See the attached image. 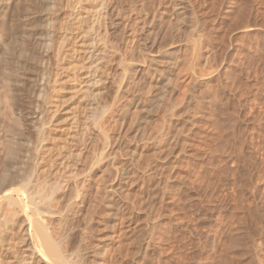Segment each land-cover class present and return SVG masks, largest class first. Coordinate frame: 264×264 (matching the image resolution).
Wrapping results in <instances>:
<instances>
[{"label":"bare ground","instance_id":"bare-ground-1","mask_svg":"<svg viewBox=\"0 0 264 264\" xmlns=\"http://www.w3.org/2000/svg\"><path fill=\"white\" fill-rule=\"evenodd\" d=\"M155 1L167 37L143 39L147 2L130 15L124 0H0V264H108L115 236L130 231L134 164L147 141L157 146L152 129L178 86L190 9L189 0ZM165 37L169 71L158 63ZM128 131L139 140L122 165ZM171 138L166 148L183 143Z\"/></svg>","mask_w":264,"mask_h":264},{"label":"rangeland","instance_id":"rangeland-1","mask_svg":"<svg viewBox=\"0 0 264 264\" xmlns=\"http://www.w3.org/2000/svg\"><path fill=\"white\" fill-rule=\"evenodd\" d=\"M150 1L143 0L144 6L139 0L123 3L130 15L141 7L149 9L138 27L143 39L153 31L163 38L166 23L158 27L156 20L162 6ZM188 4L179 34L183 52L178 86L159 108L164 120L158 114L152 129L161 131L157 146L147 141L142 159L134 164L140 168L135 166L137 177L130 190L131 229L115 236L108 264H264V0ZM117 29H112L113 41L120 37ZM166 37L158 63L169 71L172 44ZM203 55H209L207 61ZM131 131L123 152L116 155L118 163L126 161L125 154L139 140ZM174 134L183 143L172 150L165 144ZM143 158L149 162L146 168ZM151 169L158 181L150 179ZM112 170L105 173L109 181ZM99 208L97 212L103 210Z\"/></svg>","mask_w":264,"mask_h":264}]
</instances>
